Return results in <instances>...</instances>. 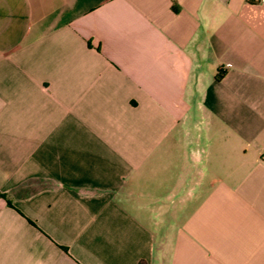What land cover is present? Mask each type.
I'll use <instances>...</instances> for the list:
<instances>
[{"label": "crops", "instance_id": "obj_1", "mask_svg": "<svg viewBox=\"0 0 264 264\" xmlns=\"http://www.w3.org/2000/svg\"><path fill=\"white\" fill-rule=\"evenodd\" d=\"M0 264H264V0H0Z\"/></svg>", "mask_w": 264, "mask_h": 264}, {"label": "built area", "instance_id": "obj_2", "mask_svg": "<svg viewBox=\"0 0 264 264\" xmlns=\"http://www.w3.org/2000/svg\"><path fill=\"white\" fill-rule=\"evenodd\" d=\"M250 1H252V2H258V1H260V0H250Z\"/></svg>", "mask_w": 264, "mask_h": 264}]
</instances>
